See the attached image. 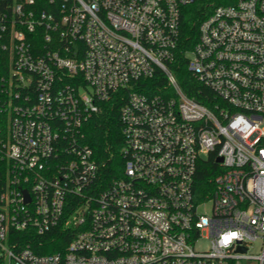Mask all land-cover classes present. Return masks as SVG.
<instances>
[{
  "label": "built area",
  "instance_id": "1",
  "mask_svg": "<svg viewBox=\"0 0 264 264\" xmlns=\"http://www.w3.org/2000/svg\"><path fill=\"white\" fill-rule=\"evenodd\" d=\"M193 2L0 0V264H264V0L215 6L182 55L213 107L175 72ZM119 104L106 173L84 129Z\"/></svg>",
  "mask_w": 264,
  "mask_h": 264
},
{
  "label": "trees",
  "instance_id": "2",
  "mask_svg": "<svg viewBox=\"0 0 264 264\" xmlns=\"http://www.w3.org/2000/svg\"><path fill=\"white\" fill-rule=\"evenodd\" d=\"M236 0H196L185 6L182 11V21H181V38L178 45V63L175 67V72L181 83L183 89L188 95L194 96L199 101L213 107V102L209 101L206 97L214 98V92L209 90L200 82H198L193 73L188 69L187 60L183 59L182 55L194 48L196 42L198 41L199 31L198 25L200 21L205 18V16L215 7L220 4H229L235 2ZM1 68V67H0ZM4 71L0 69V72ZM153 84V83H152ZM120 104L115 107L114 110L106 108V110L95 115L85 126L86 140L93 148L95 156L99 160L107 161L111 154L114 155L113 159L109 161L108 169L106 173H109L115 169H120L122 167V158L119 153V149L122 145V133L119 121V109ZM215 159H211L206 165L201 167L198 178H197V189H198V199L204 200L207 195L212 191V179L216 172L214 167L217 163ZM114 169V170H115ZM110 176V175H109ZM19 235V234H17ZM34 240H41L45 242V247L39 248L37 245H32V248L37 252H54L56 250L62 249L67 240H61L60 237L64 238V235L57 234V231H53L45 236H36L31 234ZM54 238V239H53ZM66 238V235H65ZM55 240V241H53Z\"/></svg>",
  "mask_w": 264,
  "mask_h": 264
},
{
  "label": "rangeland",
  "instance_id": "3",
  "mask_svg": "<svg viewBox=\"0 0 264 264\" xmlns=\"http://www.w3.org/2000/svg\"><path fill=\"white\" fill-rule=\"evenodd\" d=\"M204 208H201L203 210ZM197 248L204 249L209 246V241L207 239H202L200 242L197 243ZM254 247H251L249 250V255H257L261 253V243L260 241H257L253 245ZM6 264V263H2ZM238 264H258V260L256 259H241L239 260Z\"/></svg>",
  "mask_w": 264,
  "mask_h": 264
},
{
  "label": "water",
  "instance_id": "4",
  "mask_svg": "<svg viewBox=\"0 0 264 264\" xmlns=\"http://www.w3.org/2000/svg\"><path fill=\"white\" fill-rule=\"evenodd\" d=\"M218 160H219V161H223L221 157H219ZM29 199H30V197H29V195L26 193V200H29ZM242 250H243V252H244L246 249L243 248Z\"/></svg>",
  "mask_w": 264,
  "mask_h": 264
}]
</instances>
